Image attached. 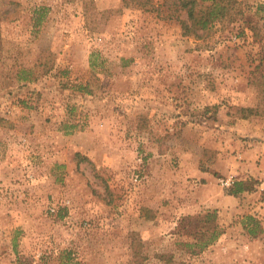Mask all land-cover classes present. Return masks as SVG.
<instances>
[{"label": "rangeland", "instance_id": "obj_1", "mask_svg": "<svg viewBox=\"0 0 264 264\" xmlns=\"http://www.w3.org/2000/svg\"><path fill=\"white\" fill-rule=\"evenodd\" d=\"M244 1L249 23L199 37L124 0H0V264H264V0ZM201 171L251 189L222 213ZM213 210L200 249L179 220Z\"/></svg>", "mask_w": 264, "mask_h": 264}, {"label": "trees", "instance_id": "obj_2", "mask_svg": "<svg viewBox=\"0 0 264 264\" xmlns=\"http://www.w3.org/2000/svg\"><path fill=\"white\" fill-rule=\"evenodd\" d=\"M124 2L146 11H156L159 14L164 12L165 15H162L164 18L176 20L181 24L184 35L199 37L209 35L213 26L218 22L239 20L250 22L249 5L244 0H163L161 3H157L155 0H124ZM239 109L244 118L257 113L256 109L252 107H240ZM7 122V119L0 116V125ZM250 189L246 181L236 180L228 187L227 192L240 197L244 191ZM216 217L215 210L209 211L206 215L183 216L179 220V233L197 234V241L192 244L200 245V249H203L218 238L223 231L218 226ZM248 219L246 229L249 235L256 236L257 233L262 232V225L258 219L253 215H248ZM137 253L139 255V251ZM156 255L166 264H169L173 259L172 252H162Z\"/></svg>", "mask_w": 264, "mask_h": 264}, {"label": "crops", "instance_id": "obj_3", "mask_svg": "<svg viewBox=\"0 0 264 264\" xmlns=\"http://www.w3.org/2000/svg\"><path fill=\"white\" fill-rule=\"evenodd\" d=\"M200 174L206 180L203 189L209 191L207 194H204L205 197L201 200L200 205L217 207L221 209L222 213H226L228 204L236 201V197L228 194L224 187L217 186L215 181L208 177V173L201 171ZM226 238L223 237L222 241H226ZM249 243H252V241L249 240Z\"/></svg>", "mask_w": 264, "mask_h": 264}, {"label": "built area", "instance_id": "obj_4", "mask_svg": "<svg viewBox=\"0 0 264 264\" xmlns=\"http://www.w3.org/2000/svg\"><path fill=\"white\" fill-rule=\"evenodd\" d=\"M233 182H234L233 179H224V180H222L223 185L226 186V187L231 186L233 184Z\"/></svg>", "mask_w": 264, "mask_h": 264}]
</instances>
